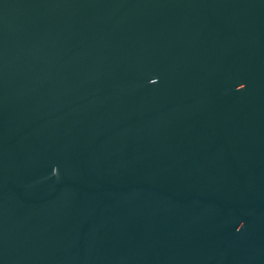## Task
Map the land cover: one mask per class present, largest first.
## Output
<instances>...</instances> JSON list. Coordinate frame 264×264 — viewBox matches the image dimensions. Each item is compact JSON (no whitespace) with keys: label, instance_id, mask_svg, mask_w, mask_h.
<instances>
[{"label":"water","instance_id":"water-1","mask_svg":"<svg viewBox=\"0 0 264 264\" xmlns=\"http://www.w3.org/2000/svg\"><path fill=\"white\" fill-rule=\"evenodd\" d=\"M0 264H264V0H0Z\"/></svg>","mask_w":264,"mask_h":264}]
</instances>
